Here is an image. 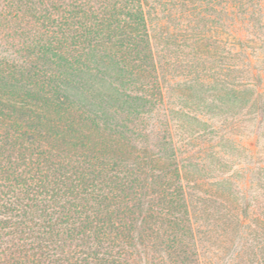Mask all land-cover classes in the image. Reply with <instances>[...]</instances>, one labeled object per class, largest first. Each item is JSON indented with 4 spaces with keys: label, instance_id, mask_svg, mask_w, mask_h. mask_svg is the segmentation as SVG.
Segmentation results:
<instances>
[{
    "label": "trees",
    "instance_id": "trees-1",
    "mask_svg": "<svg viewBox=\"0 0 264 264\" xmlns=\"http://www.w3.org/2000/svg\"><path fill=\"white\" fill-rule=\"evenodd\" d=\"M0 264H264V0H0Z\"/></svg>",
    "mask_w": 264,
    "mask_h": 264
}]
</instances>
